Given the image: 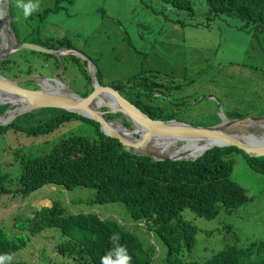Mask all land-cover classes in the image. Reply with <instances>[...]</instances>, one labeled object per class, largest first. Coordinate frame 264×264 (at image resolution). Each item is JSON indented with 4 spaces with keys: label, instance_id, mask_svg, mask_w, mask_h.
Wrapping results in <instances>:
<instances>
[{
    "label": "rangeland",
    "instance_id": "1",
    "mask_svg": "<svg viewBox=\"0 0 264 264\" xmlns=\"http://www.w3.org/2000/svg\"><path fill=\"white\" fill-rule=\"evenodd\" d=\"M58 1L59 8L38 15L55 2L40 0L39 10L27 18L14 6V0H3L0 6L6 9L4 19L18 39L51 42L66 38L72 48L89 57L102 84L123 82L141 70H156L155 78L164 81L167 90L164 87L162 92L138 96L152 109L160 107L162 112L173 113L174 118L193 124H212L219 120V105L224 113L227 107L248 115L264 112L263 27L227 13H207L204 0H190V12L176 10L161 0ZM8 57L14 61L6 65V71L16 72L22 86L33 87L38 81L55 87L65 85L79 94L87 89L79 64L68 57L59 60L60 56L29 49H19ZM27 67L30 72H26ZM81 67L86 69L85 65ZM11 73L5 75L12 76ZM39 76H50L55 81ZM57 111L42 107L14 118L18 123L31 125ZM247 127L258 133L254 127ZM8 129L0 133V172L7 174L4 184L9 188L16 187L18 154L45 151L56 140L72 133L94 134L93 126L78 118L63 121L41 134ZM231 156L230 176L245 188L248 198L229 211L221 207L212 217L184 208L182 217L196 226L194 244L188 253L183 252L185 259L200 261L224 245L244 246L251 240L264 239V174L252 169L240 152ZM90 191L83 186L67 190L44 184L23 196L13 191L0 192V227L13 237L28 235L25 244L11 254L10 261L90 264L89 259L58 251L57 243L69 239L58 227H44L33 234L20 228L21 219L31 217L33 210L49 206L55 199L66 208L64 212L93 210L100 216L117 217L145 244L150 241L156 253L163 250L147 228L129 222L121 203L90 205L87 201ZM42 196L48 199H40ZM81 232L69 229L70 235Z\"/></svg>",
    "mask_w": 264,
    "mask_h": 264
},
{
    "label": "trees",
    "instance_id": "2",
    "mask_svg": "<svg viewBox=\"0 0 264 264\" xmlns=\"http://www.w3.org/2000/svg\"><path fill=\"white\" fill-rule=\"evenodd\" d=\"M161 1L176 10L180 8L190 12L192 8L190 0ZM204 3L207 13H227L264 28V0H204ZM59 6L60 2L55 0L53 5L42 9L38 15L56 10ZM31 40L50 47H71L66 38H56L51 42ZM64 57L79 64L87 85V89L80 94H86L91 85L86 69L81 67L85 65V60H79L73 54L58 58L60 60ZM10 61L14 60L10 57L0 59L1 73H11L6 71ZM30 71V67H27L26 72ZM11 74L16 76V72ZM156 74V70H141L126 77L123 82L108 85L129 86L121 93L150 117H174L173 113L162 112L160 107L152 109L138 96L141 93L148 95L153 91L162 92L164 87L167 90V84L158 81ZM96 77L101 83L98 73ZM170 87L175 86L170 84ZM7 105L0 103V113ZM56 109V113L31 125L18 123L14 118L0 125V133L11 128L26 134H41L53 130L63 121L78 118L92 125L94 134L72 133L59 138L45 151L33 155L18 154L16 187L9 188L4 184L7 174L0 172V192L13 191L23 196L44 184L67 190L76 186L89 188L91 191L87 201L90 205L112 201L121 203L129 222L147 228L156 236L163 250L156 253L150 241L145 244L117 217L100 216L93 210L64 212L66 208L57 199L51 201L49 206L42 205L33 210L31 217L21 219V229L33 234L44 227H58L66 236L69 235V239L57 243L58 251L62 255L89 259L90 264H101V258L113 248L109 239L113 233L119 234V243L127 248L132 257L131 264H264V239L251 240L244 246L233 243L224 245L200 261L185 259L183 252L191 250L196 226L181 214L187 208L197 215L212 217L221 207L229 211L247 200L245 188L230 176L233 164L231 155L240 152L250 167L262 174L264 155L250 156L234 145H224L212 146L193 159L152 160L145 154L124 149L117 138L103 134L96 121L75 112ZM239 113L232 109L225 112V115L235 116ZM105 116L120 119L123 124L131 127V123L122 114L114 112L106 113ZM69 229L84 232L70 235ZM27 237L26 233L24 236L13 237L0 227V255H11L25 244ZM6 264L27 263L15 260Z\"/></svg>",
    "mask_w": 264,
    "mask_h": 264
},
{
    "label": "water",
    "instance_id": "3",
    "mask_svg": "<svg viewBox=\"0 0 264 264\" xmlns=\"http://www.w3.org/2000/svg\"><path fill=\"white\" fill-rule=\"evenodd\" d=\"M4 35L6 37H3ZM2 38L5 40L4 42H2ZM19 49L35 50L57 57L66 54L80 56L85 60L91 89L82 95L68 88L61 90L51 84H40L38 81L36 87H25L19 84L20 77L7 76L0 72V92H5L12 97L10 101H0V103H8L7 107L0 113V125L7 124L20 113L42 107H55L75 112L96 121L98 129L105 135L117 138L124 149L145 154L152 160L193 159L212 146L224 145H234L250 156L264 155V136L262 135L264 132L255 133L245 125V122L255 120H262L264 123V112L258 115L226 117L219 105V120L207 125L193 124L174 117H150L121 93L129 86L113 87L100 83L96 77V69L88 56L72 47H50L34 41L18 39L6 23L0 22V59L8 57ZM41 77L44 80H52L50 82L55 81L50 76ZM14 102L17 104L9 107ZM10 109L13 111L9 114L6 113ZM114 112L122 114L131 123V127H126L119 119L105 116L106 113ZM109 122L119 123L127 133L119 132L116 128H110ZM234 126L241 127L246 134L248 133V136L252 135L254 138L245 139L239 133L230 132V127ZM157 137H170L180 142L196 139L203 142V145L195 156L156 155L150 144ZM52 186L54 187V185Z\"/></svg>",
    "mask_w": 264,
    "mask_h": 264
},
{
    "label": "bare ground",
    "instance_id": "4",
    "mask_svg": "<svg viewBox=\"0 0 264 264\" xmlns=\"http://www.w3.org/2000/svg\"><path fill=\"white\" fill-rule=\"evenodd\" d=\"M0 22L6 23V20L0 19ZM3 35V34H2ZM3 37H6L5 35ZM3 39V38H2ZM5 40L3 39L2 42ZM42 78L41 76H39ZM44 79V78H43ZM61 90H66V86L58 87ZM107 98L108 95H106ZM12 100V97L9 96L5 92H0V101H10ZM13 104H17L14 102ZM13 110H8L6 113H11ZM246 126H254L255 129L258 130V134L261 133V131L264 130V123L262 120H256L255 122H245ZM108 126L113 129H117L119 132L127 133V131L121 127V125L117 122H109ZM232 133H239L241 136H243L245 139L254 138L252 135L248 136V133L246 134L245 130L241 129V127L234 126L230 127V132ZM264 136V133H262ZM203 145V142H200L196 139H188L185 141H182L180 143H177V140L174 138L169 137H157L156 139L151 141L150 147L153 152L156 155H170V156H195L201 149V146Z\"/></svg>",
    "mask_w": 264,
    "mask_h": 264
},
{
    "label": "clouds",
    "instance_id": "5",
    "mask_svg": "<svg viewBox=\"0 0 264 264\" xmlns=\"http://www.w3.org/2000/svg\"><path fill=\"white\" fill-rule=\"evenodd\" d=\"M2 3L3 0H0V4ZM14 6L22 10L23 17L27 18L39 10L40 0H14ZM6 15V9L0 6V19H3ZM109 239L113 244V248L101 258V264H131L132 257L129 255L127 248L119 243V234L113 233ZM11 259V255H0V264H6Z\"/></svg>",
    "mask_w": 264,
    "mask_h": 264
},
{
    "label": "flooded vegetation",
    "instance_id": "6",
    "mask_svg": "<svg viewBox=\"0 0 264 264\" xmlns=\"http://www.w3.org/2000/svg\"><path fill=\"white\" fill-rule=\"evenodd\" d=\"M22 39H25V38H22ZM127 98V97H126ZM128 100L130 99V98H127ZM232 109H231V107L229 108V107H227L226 108V110H225V112H229V111H231ZM236 111V110H235ZM225 114V113H224ZM260 114V113H259ZM227 115V114H226ZM225 115V116H226ZM242 115H248L247 113L246 114H242V112H241V114L239 113L238 115H235V116H242ZM256 115H258V114H256ZM226 117H234V116H226ZM219 119V118H218Z\"/></svg>",
    "mask_w": 264,
    "mask_h": 264
},
{
    "label": "crops",
    "instance_id": "7",
    "mask_svg": "<svg viewBox=\"0 0 264 264\" xmlns=\"http://www.w3.org/2000/svg\"><path fill=\"white\" fill-rule=\"evenodd\" d=\"M50 187L54 188L53 186H50ZM40 199H48V198L46 196H42L40 197Z\"/></svg>",
    "mask_w": 264,
    "mask_h": 264
}]
</instances>
